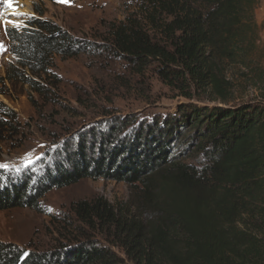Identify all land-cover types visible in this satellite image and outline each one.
I'll return each mask as SVG.
<instances>
[{
    "label": "trees",
    "instance_id": "trees-1",
    "mask_svg": "<svg viewBox=\"0 0 264 264\" xmlns=\"http://www.w3.org/2000/svg\"><path fill=\"white\" fill-rule=\"evenodd\" d=\"M134 1L137 10L110 23L104 42L77 38L36 4L26 26L7 28L17 63L0 90L24 84L56 103V56L108 55L126 61L136 80L149 69L186 99H201L84 124L57 148L34 197L29 175L15 184L0 173V211L32 208L38 194L85 179L126 183L134 199L131 207L78 201L74 220L58 221L53 247L0 241V264H264L261 0ZM18 120L0 100V146L21 130Z\"/></svg>",
    "mask_w": 264,
    "mask_h": 264
},
{
    "label": "rangeland",
    "instance_id": "rangeland-1",
    "mask_svg": "<svg viewBox=\"0 0 264 264\" xmlns=\"http://www.w3.org/2000/svg\"><path fill=\"white\" fill-rule=\"evenodd\" d=\"M36 4L44 11V18L77 38L104 42L108 25L124 20L137 10L139 3L134 0H71V4L57 0H13L14 7H9L5 0H0V43L6 49H0V76L6 75L10 66L17 63L10 52L3 22L8 21L7 28L14 27L12 21L18 22L19 28L26 26L31 16L38 15ZM51 70L61 81L56 103L46 101L24 84L13 86L7 82L8 88L3 86L5 93L0 90V100L15 109L22 125L17 135L0 146V163L14 165L21 171L3 175H9L15 184L22 176L29 175L35 187L33 197L47 164L55 162L57 148L67 138L77 137L84 124L93 126L107 112H134L143 117L176 110L179 105L198 103L201 99L198 92L197 99H186L159 81L149 69L144 80H136L126 61L108 55L56 56ZM26 154H31L34 161L30 167H25ZM6 184L7 180L1 183L3 188ZM38 195L32 208L0 211V241L15 243L25 251L47 249L61 237L63 226L58 221L74 220V203L103 197L111 204L131 207L134 200L129 185L104 179H85Z\"/></svg>",
    "mask_w": 264,
    "mask_h": 264
},
{
    "label": "snow or ice",
    "instance_id": "snow-or-ice-1",
    "mask_svg": "<svg viewBox=\"0 0 264 264\" xmlns=\"http://www.w3.org/2000/svg\"><path fill=\"white\" fill-rule=\"evenodd\" d=\"M58 3H65V4H71V0H57ZM5 3L9 6V7H14L13 5V0H5ZM32 18V17H30ZM4 25H5V32L7 33V23L8 21H4L3 22ZM14 27H20L19 23L16 22V21H12ZM2 39V38H0ZM0 49H3V50H6L4 49V46L2 43H0ZM25 160H26V163H25V167H30L31 164L34 162L33 159H32V156L31 154H26V157H25ZM21 171L20 168L14 166V165H11V164H8V163H0V173H6V172H10V171Z\"/></svg>",
    "mask_w": 264,
    "mask_h": 264
},
{
    "label": "crops",
    "instance_id": "crops-1",
    "mask_svg": "<svg viewBox=\"0 0 264 264\" xmlns=\"http://www.w3.org/2000/svg\"><path fill=\"white\" fill-rule=\"evenodd\" d=\"M257 20L260 23H264V0H261V7L257 10ZM263 40H264V32H263Z\"/></svg>",
    "mask_w": 264,
    "mask_h": 264
}]
</instances>
